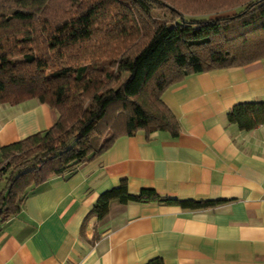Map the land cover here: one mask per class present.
Instances as JSON below:
<instances>
[{
    "label": "trees",
    "instance_id": "obj_1",
    "mask_svg": "<svg viewBox=\"0 0 264 264\" xmlns=\"http://www.w3.org/2000/svg\"><path fill=\"white\" fill-rule=\"evenodd\" d=\"M264 61V0H0V104L36 99L55 123L0 149V224L52 177L73 173L122 136L178 134L162 94L186 77ZM227 122L264 124V101L238 103ZM116 202H217L102 193L90 216L102 222ZM147 264H163L154 258Z\"/></svg>",
    "mask_w": 264,
    "mask_h": 264
},
{
    "label": "crops",
    "instance_id": "obj_2",
    "mask_svg": "<svg viewBox=\"0 0 264 264\" xmlns=\"http://www.w3.org/2000/svg\"><path fill=\"white\" fill-rule=\"evenodd\" d=\"M161 98L178 134L122 136L34 188L0 224V264H264V124L242 131L226 119L238 103L264 101V61L188 76ZM56 118L36 99L0 104V149ZM121 182L130 193L217 203L113 202L102 222L90 216Z\"/></svg>",
    "mask_w": 264,
    "mask_h": 264
}]
</instances>
